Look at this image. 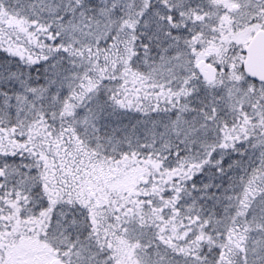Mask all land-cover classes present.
Masks as SVG:
<instances>
[{
	"label": "snow or ice",
	"instance_id": "snow-or-ice-1",
	"mask_svg": "<svg viewBox=\"0 0 264 264\" xmlns=\"http://www.w3.org/2000/svg\"><path fill=\"white\" fill-rule=\"evenodd\" d=\"M0 264H264V0H0Z\"/></svg>",
	"mask_w": 264,
	"mask_h": 264
}]
</instances>
